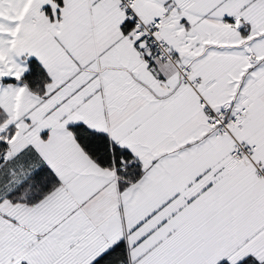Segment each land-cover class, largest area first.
<instances>
[{
  "label": "snow or ice",
  "instance_id": "obj_1",
  "mask_svg": "<svg viewBox=\"0 0 264 264\" xmlns=\"http://www.w3.org/2000/svg\"><path fill=\"white\" fill-rule=\"evenodd\" d=\"M0 264H264V0H0Z\"/></svg>",
  "mask_w": 264,
  "mask_h": 264
}]
</instances>
